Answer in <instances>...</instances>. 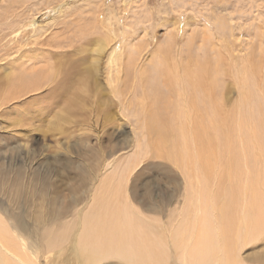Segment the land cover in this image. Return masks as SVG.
Segmentation results:
<instances>
[{"label":"rangeland","instance_id":"rangeland-1","mask_svg":"<svg viewBox=\"0 0 264 264\" xmlns=\"http://www.w3.org/2000/svg\"><path fill=\"white\" fill-rule=\"evenodd\" d=\"M161 52L180 77L155 70ZM258 102L264 0H0L2 226L31 264H134L74 252L84 218L118 220L95 206L117 187L164 264H199L201 240L202 264H264V159L246 136ZM227 129L247 166L226 162Z\"/></svg>","mask_w":264,"mask_h":264},{"label":"bare ground","instance_id":"bare-ground-1","mask_svg":"<svg viewBox=\"0 0 264 264\" xmlns=\"http://www.w3.org/2000/svg\"><path fill=\"white\" fill-rule=\"evenodd\" d=\"M104 48H105L104 46L99 45L97 47L98 54H99V51L100 52L102 50L104 51ZM136 53H137V50L135 49L134 52L133 50H130L128 53H126V55L128 59L133 60ZM95 60L96 61H94V66L97 69L99 65V61L97 59ZM156 62H157V65L155 64V67H154L155 70L160 72L162 75L166 76V79H171L173 74H176L178 77H180L179 76L180 72L177 71L176 66H175L176 71H174L173 70L174 65L172 66L168 65L169 64L168 56H165L162 52L159 55V58L157 59ZM187 70L188 68L186 67L185 73H187ZM240 74L243 75L244 72H241ZM238 76H239V73H238ZM193 78L197 80L196 75H194ZM240 79L239 81H241ZM196 82L197 81H195L194 83ZM194 87H196V85ZM245 95H246V92H244V97ZM257 115H258V119L254 118V126L246 133V136H247V139L250 136L254 137L253 142L259 151L255 154L258 156V159L260 158L264 159V107L259 102H258ZM162 120L163 119L161 118H157V119L149 118L146 121V128H148V122H149V127H153V126H150V124L156 122V128L160 130L161 132L162 131L164 132L167 130V128H165L162 125ZM180 127L181 128L178 130L179 132L183 134L186 130V126L183 123ZM216 133H218V129ZM238 143L240 144L239 150H238V152L240 151V153L236 154L237 152H235L233 149L231 139H229V131L227 129L226 134H225V142H223V148L224 147L227 148L226 162L228 164H240L241 162H243L244 165L247 166V162L249 161L247 159V155L245 151L248 148H246L244 137ZM244 147L246 148V150ZM238 155H239V158H238V161H236ZM222 161H223V156L222 154H220L218 158V162L221 163ZM248 178L254 179V177H248ZM262 180L264 182V174L262 176ZM106 185L107 187H110L108 184ZM104 190L105 188L98 194V197L95 199V202L97 201L95 206H99L97 208L98 213H101L104 215L106 214V217H108L110 214L112 215L115 214L116 216L115 219H118V220L116 221L108 220L107 221V220L101 219L98 221L96 220L87 221V218H84L83 220L84 229L82 231L81 236L78 237L77 239V242H80V247L77 248V250L79 249V251H74V252H77L78 256L81 255L80 261L82 263L84 262L93 263L96 260L115 255V256H123V258L127 256L129 259L134 260V264H164L163 259L161 258V252L159 251L161 246L160 245H158L160 247L155 246L151 239L142 236L143 231L141 230V226H143V223L140 220H136L137 218H134V226H133L131 224V220L129 219L130 211L125 210V209L119 210V207L117 206L119 201L118 199L116 201V198H117L116 193H118L117 187H115L114 189L115 197L113 195H107L104 192ZM253 206L256 207V203H253L252 207ZM122 213L127 215V218L123 217L121 219L119 215H121ZM257 218L258 220L256 222ZM254 219H255V222L253 224V227L255 228L257 227L258 224H260V211H258L255 214ZM1 222H2V219L0 218V264H31L30 260L26 258L27 257L26 254H25L26 257H24V255H22V253L20 252L21 250L17 248V243L14 244V240L8 237L9 234L7 232V229H5V227L2 226L3 223ZM199 222L200 223L198 227H201L200 225H202L201 224L202 221H199ZM26 228L27 227L25 225L24 230ZM71 230H72V227L67 226V228L64 231L67 232L66 235H67L68 240L74 241V238L72 236L73 233L71 232ZM59 239L64 240L63 234L59 236ZM133 240H134V247L131 245H128V243L122 244V243L133 241ZM201 242L203 246H201L198 242H196L193 250L190 252V254L193 257L195 256L199 257L198 258V260H200L199 264H202L209 254L210 256L214 254V251H213L214 247L213 248H211V246L210 248L208 247L210 244L212 245V242H213L212 240L211 242L207 240H201ZM208 243L210 244L208 245ZM96 256L97 258H95Z\"/></svg>","mask_w":264,"mask_h":264},{"label":"crops","instance_id":"crops-1","mask_svg":"<svg viewBox=\"0 0 264 264\" xmlns=\"http://www.w3.org/2000/svg\"><path fill=\"white\" fill-rule=\"evenodd\" d=\"M134 165V164H133ZM132 169H134V167H132ZM134 209L131 207V212L129 213V216H130V220H131V224L134 226ZM127 217V215H126Z\"/></svg>","mask_w":264,"mask_h":264}]
</instances>
